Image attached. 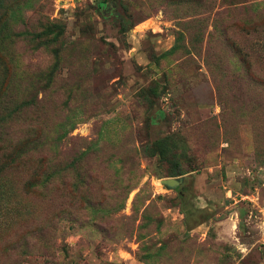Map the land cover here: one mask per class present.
Segmentation results:
<instances>
[{
    "label": "rangeland",
    "instance_id": "obj_1",
    "mask_svg": "<svg viewBox=\"0 0 264 264\" xmlns=\"http://www.w3.org/2000/svg\"><path fill=\"white\" fill-rule=\"evenodd\" d=\"M24 4L58 33L6 82L65 135L0 160V264H264V0ZM168 134L175 189L145 152Z\"/></svg>",
    "mask_w": 264,
    "mask_h": 264
},
{
    "label": "trees",
    "instance_id": "obj_2",
    "mask_svg": "<svg viewBox=\"0 0 264 264\" xmlns=\"http://www.w3.org/2000/svg\"><path fill=\"white\" fill-rule=\"evenodd\" d=\"M24 5H26L24 0H0V160L5 161L2 165L9 164L15 157L26 152L36 154V157L42 159L46 152L48 155H53L50 158L56 159L57 151L51 142L65 135L64 131L59 129L60 135L55 134V137H52V132L41 123L38 117L41 99H37L30 93L26 96L19 94L17 80L6 82L8 64L22 58L23 48L35 49L38 42L45 43L46 40L44 41L43 37L58 33L54 21L45 15L36 17L35 10H32L34 14L32 19H35V23L41 28L38 29V26L36 28L26 22L28 16L26 17L25 12L29 9L23 12ZM248 78L251 79L244 81L246 87L258 88L259 85L264 84V79L252 78V76ZM18 120H21V123L22 120L29 122L21 128ZM18 130L21 131V136L17 138V142L21 141V143L16 145L13 139ZM181 145L175 138V134H168L153 140L145 147V152L150 156L157 155L160 159L170 162L167 176L174 177L184 174L180 161L176 159L177 156L185 155V153L178 154L177 149Z\"/></svg>",
    "mask_w": 264,
    "mask_h": 264
},
{
    "label": "water",
    "instance_id": "obj_3",
    "mask_svg": "<svg viewBox=\"0 0 264 264\" xmlns=\"http://www.w3.org/2000/svg\"><path fill=\"white\" fill-rule=\"evenodd\" d=\"M162 185L175 189L183 181V176L165 177L160 179Z\"/></svg>",
    "mask_w": 264,
    "mask_h": 264
},
{
    "label": "bare ground",
    "instance_id": "obj_4",
    "mask_svg": "<svg viewBox=\"0 0 264 264\" xmlns=\"http://www.w3.org/2000/svg\"><path fill=\"white\" fill-rule=\"evenodd\" d=\"M159 182L161 183V181H160V180H159ZM159 182H158V183H159ZM161 184H162V183H161Z\"/></svg>",
    "mask_w": 264,
    "mask_h": 264
}]
</instances>
